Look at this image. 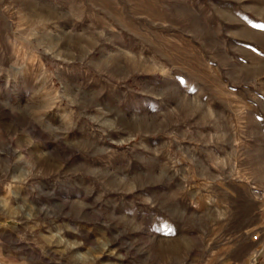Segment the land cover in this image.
Returning a JSON list of instances; mask_svg holds the SVG:
<instances>
[{"label": "rangeland", "instance_id": "374dc122", "mask_svg": "<svg viewBox=\"0 0 264 264\" xmlns=\"http://www.w3.org/2000/svg\"><path fill=\"white\" fill-rule=\"evenodd\" d=\"M258 25L264 0H0V264H264Z\"/></svg>", "mask_w": 264, "mask_h": 264}, {"label": "built area", "instance_id": "2783aa9c", "mask_svg": "<svg viewBox=\"0 0 264 264\" xmlns=\"http://www.w3.org/2000/svg\"><path fill=\"white\" fill-rule=\"evenodd\" d=\"M264 197V194H263ZM253 241L254 242H262L264 240V202H263V208H262V223H261V227L259 228V230L253 235ZM261 251L258 250L254 253V262H257V257L259 255Z\"/></svg>", "mask_w": 264, "mask_h": 264}, {"label": "crops", "instance_id": "0c3cea01", "mask_svg": "<svg viewBox=\"0 0 264 264\" xmlns=\"http://www.w3.org/2000/svg\"><path fill=\"white\" fill-rule=\"evenodd\" d=\"M258 250H260L259 248H257V249H255V251H254V253L256 252V251H258ZM261 252L259 253V255L258 256H260L261 255V253H262V250H260Z\"/></svg>", "mask_w": 264, "mask_h": 264}, {"label": "snow or ice", "instance_id": "6c2138e0", "mask_svg": "<svg viewBox=\"0 0 264 264\" xmlns=\"http://www.w3.org/2000/svg\"><path fill=\"white\" fill-rule=\"evenodd\" d=\"M257 27H264V26H260V25H258Z\"/></svg>", "mask_w": 264, "mask_h": 264}]
</instances>
